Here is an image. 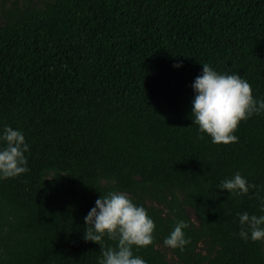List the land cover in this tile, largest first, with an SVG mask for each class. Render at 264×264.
Here are the masks:
<instances>
[{"label": "trees", "instance_id": "trees-1", "mask_svg": "<svg viewBox=\"0 0 264 264\" xmlns=\"http://www.w3.org/2000/svg\"><path fill=\"white\" fill-rule=\"evenodd\" d=\"M203 64L264 101V0H56L0 28V136L29 146V171L0 179V264H99L84 218L109 192L154 221L132 247L146 264H264L239 236V214L264 215V112L212 143L192 117ZM237 172L256 187L218 189ZM181 220L191 242L165 247Z\"/></svg>", "mask_w": 264, "mask_h": 264}, {"label": "clouds", "instance_id": "clouds-1", "mask_svg": "<svg viewBox=\"0 0 264 264\" xmlns=\"http://www.w3.org/2000/svg\"><path fill=\"white\" fill-rule=\"evenodd\" d=\"M179 67L180 65H175ZM196 95L193 100L192 117L201 133L208 134L214 144L238 142L233 133L241 121L254 114L264 112V101H257L252 94L249 82L238 74H219L208 64H203V73L192 85ZM0 141V179L15 178L29 171L25 152L29 150L25 137L19 130L5 126ZM218 189L230 194L246 195L250 188L248 181L237 172L234 177L221 181ZM264 209V204H262ZM85 219L86 241L101 245L102 259L99 264H146V261L134 256L132 247H146L153 244L154 221L146 209L136 206L127 193L109 192L95 202ZM241 239L264 240V215L239 214ZM189 224L178 221L174 230L165 238L164 246L181 251L189 244L184 229ZM107 235L118 241L115 248L104 249L101 241Z\"/></svg>", "mask_w": 264, "mask_h": 264}, {"label": "rangeland", "instance_id": "rangeland-1", "mask_svg": "<svg viewBox=\"0 0 264 264\" xmlns=\"http://www.w3.org/2000/svg\"><path fill=\"white\" fill-rule=\"evenodd\" d=\"M55 1L56 0H0V28H4L8 22L14 21L15 17L24 11H40ZM190 214L191 217L195 219L193 211L190 210ZM203 248H205V245H200V249L202 250ZM163 251L167 256L169 264H179L178 260L173 256L169 249L165 248Z\"/></svg>", "mask_w": 264, "mask_h": 264}]
</instances>
